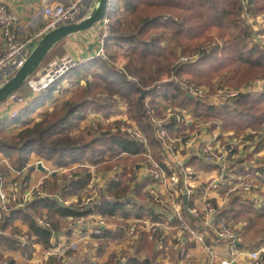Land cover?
I'll return each mask as SVG.
<instances>
[{
  "label": "trees",
  "instance_id": "1",
  "mask_svg": "<svg viewBox=\"0 0 264 264\" xmlns=\"http://www.w3.org/2000/svg\"><path fill=\"white\" fill-rule=\"evenodd\" d=\"M109 1L107 18L110 20V33L105 43L106 56L96 55L91 60L71 67L61 79L31 99L20 114L0 121V152L8 158L14 169L26 167L33 153L61 167L84 160L98 165L106 161L108 153H128L131 157L140 154L144 150L143 146L122 133L107 134L102 128L98 131L90 127L74 132L85 119L88 109L101 111L105 117H109L120 103L128 106L130 117L140 124L153 146L154 155L161 162L163 158L158 150L159 141L150 121L152 110L161 114L171 107L188 109L195 118L222 121L223 129H234L237 135L251 128L254 130L249 136L251 140L261 133L264 127V88L254 94L241 93L232 102L218 107L207 103L205 98L189 97L187 85L194 82L216 89L224 85L236 86L255 78L264 87V48L252 40L253 33L248 31L249 26L243 27L241 16L244 11L264 15V0ZM121 14L128 16L123 18ZM231 26H234V31L228 32ZM218 27L220 32L217 42L211 45L194 43L208 30ZM261 32L264 33V27ZM64 40L50 51L45 61L57 49L64 51ZM32 76L14 94L25 89ZM63 79L75 86V92L48 109L40 120H34L32 115L48 101L55 99L54 93L61 87ZM31 92L32 89L25 97ZM143 92L145 95L141 96ZM176 123L171 121L167 128L175 129ZM11 125L22 128L12 132ZM216 126L214 123L211 129ZM137 159L127 158L126 164L131 166ZM0 169L4 174L6 169L3 165ZM253 171L264 173V165L256 170L251 169ZM71 174V177L67 174L62 177L64 182L57 174L50 175L44 189L53 194L12 210L11 217L6 219L2 227L4 230L10 228L17 232L14 227L16 219L28 224V231L33 238L22 247L28 255L32 254L35 243L45 247L52 244L53 237L62 231L63 219L92 213L91 209L62 202L86 187L92 178L87 169ZM119 175L122 177L111 180L105 187L110 197L104 198L95 211L106 216L122 214L125 217L136 215L161 219L155 210L157 202L149 193L143 194L147 202L130 194L135 192L142 195V187L135 186L136 175L131 168L126 167ZM251 202L243 200L240 195L235 196L222 213L231 214L234 218L245 215L248 225L244 228L240 243L242 246L258 248L264 243V205L256 207ZM44 210L47 211L51 227L40 226L36 221V216L44 215ZM123 232L124 229L120 231L121 234ZM97 237L107 241L117 235L111 230H103ZM16 242L14 236L0 235V248L15 247ZM154 244V240L150 241L146 237L136 250L139 252L146 248L151 258L143 259L139 254H128L127 264H164L153 262ZM9 264L13 262L10 260Z\"/></svg>",
  "mask_w": 264,
  "mask_h": 264
},
{
  "label": "built area",
  "instance_id": "2",
  "mask_svg": "<svg viewBox=\"0 0 264 264\" xmlns=\"http://www.w3.org/2000/svg\"><path fill=\"white\" fill-rule=\"evenodd\" d=\"M43 3L42 25L33 32L30 38L25 39L24 41L20 39L18 32L19 24L21 22L20 15L8 4L0 2V76L6 75V72L9 69H18L21 64H23L30 51L35 47L33 46V43H31L32 41L38 43L47 32L62 24L77 22V18H82L85 14L84 12H86V3L84 0H71L69 3H55L50 0H43ZM259 28L260 27L257 29L254 28L252 32V40L258 42L260 46L264 48V33H262ZM109 33L110 20L105 17L104 20L100 22V29L97 35L99 48L96 55L106 56L105 43ZM83 61L85 60L72 59V56L70 55L62 57L61 60L51 66L54 68L47 72L49 73V78L44 80V83L38 81L31 84L34 91H43L50 84L61 79L67 70L71 67L77 66L79 63L82 64ZM256 84L261 86L260 82H257ZM256 88L257 86H254L251 90L254 91ZM242 91H244V89ZM189 93L193 95L194 98L214 99L216 101L215 103L219 104L220 102L222 104L227 102L231 97L237 96L238 91L219 90L217 94L212 95L210 88L204 86H190ZM12 97L10 99L14 100ZM168 113L167 121L161 118H154L152 121L156 132L155 137L162 145V154L165 158L163 162L152 158L149 147L150 141H148V137L144 131L134 126L129 129L123 128L124 131L129 133V136H127L128 139L136 141L143 146V154L147 156V159L144 162L145 167L151 168V166H153L151 173L147 178L151 179L154 183L149 187L150 192L148 193L156 202L160 203V206H156L155 208L156 214L161 216V220L165 214L164 216L168 223L173 219L178 220V227H180L181 230L190 231L192 235H197L193 227H191L189 222L186 221L185 212L183 210L185 197L188 196V213L204 227H212L213 225V229H215V239L213 241H225L230 249L229 257H224L223 259L218 260L213 249L214 245L212 243L205 245L207 251L210 252V257L206 264H241V260H244L245 264H262L264 261V245L254 250H240L237 242L240 238L241 231L230 226L224 218L218 221L213 220V217L218 214V209L212 201V198L208 195L209 191H218L226 186L229 188V191H241L240 195L245 200L254 201L256 205L264 203V197L261 196L260 188L255 186L252 182L247 181V178H249L248 175L235 173L245 159L240 145V139L229 138L226 133H223L222 137H220V134L214 131L208 139L196 147L195 139H193L192 136L195 134L200 135L203 130H209V126H205L203 123L198 125V128L195 129L196 132L189 137V135H187L189 132V125L196 121L194 119L190 120L187 116H184L181 113H176L172 109H169ZM17 114L16 111H13L10 115L15 116ZM173 117L176 118L172 121L177 122L175 131H179L180 128L182 129V126L186 128L183 134L170 135L167 125L171 123L170 121ZM120 122L122 123V121ZM118 126L122 129V126ZM194 149L196 151L192 152L193 157H197L202 162L204 161L207 164L214 166L218 174L210 181H206L199 186L201 189L196 188V186L193 185V182H196L195 180L198 178V173L193 166L188 164L189 162L187 161L189 158L187 157V154L186 156L183 155V152L186 153L189 152V150ZM39 164H42V162ZM42 165V167H44V164ZM85 165H88L90 168L91 166L92 168L97 166L92 163H84L83 166ZM244 165H247V163ZM248 166L246 167L247 170L250 169V166ZM141 169L143 168L139 167V170ZM25 170L26 169L24 168L19 171L21 173L20 177L18 180L13 181L9 187L3 181L0 182V235L5 233L2 227L6 219L11 217L12 210L25 207L29 202L37 198L47 197V195L49 196L50 194L44 191V187L46 186L44 183V180L46 179L45 176V178L43 177L40 181L39 185L31 186L30 181L25 176ZM88 171L91 174L93 183V181L96 180V177L94 175L92 176V169H88ZM122 171V169H117L114 173L118 176ZM50 172L51 170H48V173ZM67 176L71 177L72 174L68 173ZM108 176L111 177V174H108ZM115 178L116 177L112 180ZM62 180L64 182V179ZM237 181L238 183L233 186ZM106 184L107 183L104 184L102 181H99L98 187L93 189L85 199L84 197L82 198V196H78L71 199V201L66 200L65 204H73L79 208H82L83 206L92 208L99 206L102 204L104 198H108L105 192ZM41 185V190L45 193H42V191L37 192L40 190L39 188ZM158 186H166V193L159 191L157 188ZM88 187L92 188V184ZM85 191L87 192L89 190ZM102 215L91 214L87 220L85 215L79 218L70 216L69 227L73 230L72 235L65 237L63 240L53 242L50 246L46 247L47 249L44 254L45 259L53 258L55 262H61L63 261L62 259H65L66 257L67 260L74 259V252L81 249L80 241L84 238H80L79 235H81L80 230H83L84 226L90 230L92 234H96L97 236H100L103 233V230H105L104 228L107 226V219ZM36 221L40 226L46 228L51 227V221L47 216H36ZM156 222L159 223L158 221H151L146 217L136 216L135 218L129 219L124 225H121V228L126 231L127 237L131 240L130 244H133L134 240L137 237L142 236L145 233V230H147L146 232L149 233V239L153 240L156 238V244L158 247H163L164 235L158 233L159 228ZM142 226L144 229L141 228ZM13 236L17 240L16 246L18 247H23L30 243L33 238L29 232L17 231ZM200 236L199 238L203 239V237ZM182 254L185 258L184 264H199L197 260L187 255L185 251H183ZM125 258V255L119 257L118 263L116 264H121ZM0 264H9V261L7 262L0 257Z\"/></svg>",
  "mask_w": 264,
  "mask_h": 264
},
{
  "label": "crops",
  "instance_id": "3",
  "mask_svg": "<svg viewBox=\"0 0 264 264\" xmlns=\"http://www.w3.org/2000/svg\"><path fill=\"white\" fill-rule=\"evenodd\" d=\"M50 1L55 3H59V2L69 3V1L71 0H50ZM0 2L4 4H8L13 10H15L20 15L21 22L18 28L20 39L25 41V39L30 38L33 32L42 25L43 22L42 8L44 6L43 0H0ZM84 2L87 5V10H86L87 13L92 12L98 4L97 0H84ZM99 29H100V22L96 23L95 26L91 29L80 31L76 34L67 36L63 43L65 54L72 56V58H74L75 60L82 59L88 61L93 59L96 56V52L99 48L98 37H97ZM31 43H33V46L36 47L37 45L36 41H32ZM63 88H65L66 92L69 94L62 95L60 96L61 98L57 96L53 101H48L44 106L40 107L32 115V118L34 120L36 121L40 120L41 116H43L48 109H52L53 106L62 102L63 99L68 98L71 95V93L75 91V89L73 87H70L69 84L64 85ZM32 91L33 92H31L27 97H25L24 99H19V101L12 100L10 99L11 97H9V99L6 101L7 106L4 105L3 107L0 108V119L9 116V114L13 111H18L17 113L20 114L23 108L27 105V103L31 99L40 95V93L43 92V91L36 92L34 91L33 88ZM20 128L22 127L19 125H11L10 130L14 132L19 130ZM208 132H209L208 129L203 130V132L195 138L196 147H198L203 141L209 138ZM249 159H251L250 156ZM40 160L41 162H43L44 167L39 165ZM199 161L200 160L197 158L193 162L191 161L190 163L192 166L195 167V165L199 166L198 163ZM2 165L4 166V169H6V171L4 170L5 172L4 174L0 172V176H2L0 177V182L3 181L9 187L13 181L18 180L21 173L19 172L20 170L14 169L11 162H9L8 158L3 153L0 152V167ZM36 165H38L37 168ZM244 166L247 167L248 165H244ZM53 167L54 164L52 163V161L44 160L39 155L33 153L29 159L28 165L26 166L25 176L30 181L31 186H35L43 179L44 175H46V172L52 169ZM201 168H203V170ZM197 169L199 170L198 174L200 177L197 180H195L196 182H193V185L196 186V188L201 189V187L199 186H201L204 182H206L210 177L213 178L217 176V174H215L216 170L212 169L210 164L202 162V165L199 166ZM108 171L109 170L103 171V175H105ZM143 172L144 170L141 169L139 170L138 173V175L141 176L140 177L141 179H144L142 178L144 177ZM248 172L256 175V173L260 171H256V172L248 171ZM110 174H112V172ZM262 186L264 187V183L262 184ZM157 188L162 193H166L167 190L166 186H158ZM222 193H226L227 195L221 197ZM208 195L212 198V201L217 205V209H219L218 214L215 217H213V220L218 221L224 218L226 219V221H228L230 226L232 225V227L233 225L242 222V221H238L234 223L236 219H234L231 216V214L225 215L222 213L224 207L230 206L231 202L234 199L233 196L234 197L239 196L238 193L236 194L233 191H229L227 187L224 186L222 187V189L218 191L216 190L209 191ZM71 196L72 198L77 197V195L75 194ZM223 198L225 199L227 198V199L225 200V204L222 205V203L224 202ZM241 198L243 197L241 196ZM245 201L249 203L251 202L248 200ZM46 212L47 211L44 210L43 213ZM184 212H185L186 221H188L190 226L193 227L197 235H192L190 231L181 230L180 227H178L179 222L176 219L170 220L169 223L164 221V219L163 220L158 219L157 221L159 222L158 225L159 234L164 235V247H158V245L154 241L155 242L154 245H156L155 254L152 259L154 263L184 264L185 258L182 253L183 251H185L187 255L197 260L199 264H206L207 261L209 260L210 252L207 251L205 245L210 243L214 245L213 249L214 252L216 253L215 255L217 256L218 260L230 256V249L225 241H218V242L213 241L215 239V229H213L214 228L213 225L212 227H206V226L204 227L200 225L197 222V220L188 213V211L184 210ZM123 217L124 215L121 216L120 214L114 216H108V218L115 220V223L109 224L108 223L109 220L107 219V226L104 229L115 232L117 237L110 238L107 241H104V238H98L96 234H92V232L84 226L83 230H80L81 235H79L80 238L82 239L84 238L82 241H80L81 249L78 250L76 253H74V259L70 262L56 263L52 259L46 260L44 254L47 248L39 243H35L33 245L34 250L31 255L25 253L22 247H18V246L15 247L3 246L0 248V255L1 257H6L9 261L11 260L13 264H116L118 263V258L121 257V255L126 256L128 254L131 255L139 254L143 259L151 258L152 255L149 254V251L146 248H143L139 252H137L136 250V248L138 247L137 245L140 244L143 240H145L146 237L148 240H150L147 234L145 235L144 233L143 236L137 237L134 240L133 244H130L131 240L128 241L129 238L126 239L127 237L125 236V232H123L122 234L120 233V231L122 230L121 225L125 223ZM68 218L62 220V224H63V227L61 229L62 231L60 232V234L53 237L52 243L63 240L65 239V237L72 235L73 230L68 226L69 223ZM154 220L156 219L154 218ZM242 226H243L242 228L240 226L241 229L239 228V230H241V235L237 242L239 249L240 250L257 249V248L246 247L241 245L240 240L243 237L242 234L245 225ZM14 227H16V231L18 232H29L28 224L24 222L22 219H16L14 222ZM146 231L147 230H145V232ZM4 232H5L4 235L7 236H13V234L15 233V231H11L10 228H7L6 230H4ZM199 236L203 237V239H200ZM263 245L264 243L261 246ZM240 263L245 264V261L241 260ZM262 264H264V262Z\"/></svg>",
  "mask_w": 264,
  "mask_h": 264
},
{
  "label": "rangeland",
  "instance_id": "4",
  "mask_svg": "<svg viewBox=\"0 0 264 264\" xmlns=\"http://www.w3.org/2000/svg\"><path fill=\"white\" fill-rule=\"evenodd\" d=\"M85 10H87V5H86V9ZM85 14H84V16H87L88 14H90V13H87V12H84ZM83 16V17H84ZM121 16L123 17V18H125V17H127L128 15L127 14H121ZM242 18H243V22H242V25H243V27H246V26H249L250 28L248 29V31H252L253 32V30H254V28L255 29H257L258 27H260L259 29H261V28H263L264 27V15L263 14H261V13H256V14H254L253 12L251 13V12H249V11H247V12H243L242 13ZM82 17V18H83ZM81 18H77V20H80ZM259 22H258V21ZM232 31H234V26H231L229 29H228V32H232ZM220 32V28L218 27V28H213V29H210V30H208L206 33H205V35H203V36H200V38H198V39H196V40H194V43L195 44H197V45H200V44H202V45H211V44H214V42H217L218 41V37H219V33ZM230 34V33H229ZM39 43V42H38ZM37 43V44H38ZM32 51V50H31ZM30 51V52H31ZM64 56H67L66 54H65V52L64 51H60V50H56L54 53H53V55L51 54V56L49 57V59L47 60V61H45L41 66H40V68H39V70H37L36 72H35V74H33V76L30 78V82H29V84H28V86H26V88L25 89H23L22 91H20L19 93H17V94H14L13 95V97L12 98H14V100H17V101H19V99H24L25 98V96L27 95V93H29L30 92V90L33 88L32 87V83L33 82H38V81H40V82H42V83H44V80H46L47 78H49V73H47L48 71H51V69L52 68H54V67H51L52 65H54V64H56L59 60H61V58L62 57H64ZM73 59V58H72ZM83 62H86V61H83ZM124 61H122L121 63H123ZM79 64H81V63H79ZM78 66V65H77ZM120 66V65H119ZM13 70V69H12ZM11 69H9V70H7V72H6V75H1L0 76V85L3 83V82H5L6 80H8L9 79V77L12 75V73H13V71H12ZM2 77V78H1ZM257 79V78H256ZM215 83H217V81H214ZM257 82H260V85L261 86H258L256 83ZM66 84H69L70 85V87H73L74 89H75V86L74 85H71L70 83H69V80H67V79H63V81L61 82V87H59L58 89H57V91L54 93V97H57V96H62V95H67V94H69V93H67L66 92V89L65 88H63L64 87V85H66ZM31 85V86H30ZM189 86V87H188ZM190 86H197V87H201V86H204V87H207V88H210V91L212 92V95H215V94H217L218 92H219V90H230V91H234V92H237L238 91V94H237V96H235V97H231L227 102H232L234 99H236L239 95H241V93H250V92H252L253 94L256 92H261L262 90H263V85H262V83H261V81L260 80H255V78L254 79H250L249 81H244V82H242L241 84H239V85H236V86H231V85H224V86H219V87H217L216 89H213V88H211V86H209V85H206V84H201V85H197L196 83H189L188 85H187V89L190 91ZM254 86H257V88L254 90V91H252L251 89L252 88H254ZM244 89V91H242ZM187 90V93H189V91ZM70 91V90H69ZM241 91V92H240ZM75 91H73L72 93H71V95L74 93ZM190 94V93H189ZM70 95V96H71ZM191 95V94H190ZM69 96V97H70ZM193 96V95H192ZM61 98V97H60ZM204 100H206V102L207 103H213V104H216L218 107H220L221 105H224V103H220L219 102V104H217V103H215L216 101L214 100V99H207V98H205ZM226 103V102H225ZM4 105H6L7 106V102L6 103H2L1 105H0V108L1 107H3ZM169 109H172L174 112H176V113H181V114H183L184 116H187L190 120H192V119H194L196 122H193V123H191L190 125H189V132L187 133V135H189V137H191L195 132H196V130L195 129H197L198 128V125H201L202 123L205 125V126H209V136L210 135H212L213 133H214V131H216L217 133H219L220 134V137H222V135H223V133H226V134H228V137L229 138H239L240 139V145H241V148H242V151H243V155L245 156V159L242 161V163H241V165L239 166V169L238 170H236L235 171V173H237V174H243V175H248V177L249 178H247V181H250V182H252L255 186H257V187H259L260 188V193H261V196L262 197H264V187L262 186V184H263V181H261V180H264L263 178H262V176H264V173H262V172H258V173H256V175H254L253 173H250V172H248V171H251V170H247V171H245V169H246V166H244V164L245 163H247V165H249V166H252V167H250V169H254V170H256V168H258V166H263L264 165V127H263V130L261 131V133L260 134H258V135H256L255 136V139L254 140H251V138H249V136H250V134L251 133H253V131L254 130H252L251 128H249V129H247L246 131H244V132H241L240 134H236L235 133V130L234 129H223V127H222V124H221V122L222 121H219L218 119H216V118H195V116H193V114L188 110V109H183V108H180V107H176V108H173V107H171V108H169ZM169 109H167L166 111L165 110H163L162 112H161V114L160 113H157L155 110H152L151 111V115H150V121L152 122L153 121V119L154 118H161V119H163V120H165V121H167L168 120V117H167V115L169 114L168 112H169ZM16 112H18V111H16ZM11 114V113H10ZM9 114V116H6L5 118H1L0 119V121L1 120H3V119H6V118H8V119H10V117L12 116V117H15V116H17V115H15V116H13V115H10ZM41 116V115H40ZM41 118H42V116H41ZM175 118L176 117H173L172 119H171V121L172 120H175ZM116 120H120V121H122V123L120 122H118V123H116L115 121ZM170 121V122H171ZM214 123H216V128H214V129H211V126L214 124ZM80 127L79 128H77L76 130H74V132H78L79 130H83L84 128H85V130L86 129H88L89 127L90 128H93L94 130H98V131H100V129L102 128L103 129V131L104 132H106L107 134H115V133H117V132H119V133H122V134H124L125 136H129V133L128 132H126V131H124L123 130V128H125V129H129V128H132V126H134V127H137V128H140V130H142L143 131V129H142V127L140 126V124L137 122V120L134 118V117H130V115H129V113H128V106H126L124 103H120L119 104V108H115V110H114V113L112 114V115H110L109 117H105V115L101 112V111H94V110H92V109H88V111H87V113H86V117H85V119H83L81 122H80ZM118 125H120V126H122V129L121 128H119V126ZM176 129H173V130H169L168 129V131L170 132V135L171 136H173V135H181V134H183L184 133V131L186 130V128H184V126H182V129L180 130L179 129V131H175ZM126 132V133H125ZM187 132V131H186ZM146 134V133H145ZM154 134H155V136H156V132H154ZM147 136V135H146ZM198 135H193L192 136V138L193 139H195L196 137H197ZM149 147H150V153H151V155H152V158L154 159V160H156L157 158H156V156L154 155V149H153V146L151 145V143H150V145H149ZM158 149V148H157ZM158 150H160V153H161V156H162V158H163V161L165 160V158H164V155L162 154L163 153V149H162V145L160 144V142H159V149ZM196 150L194 149V150H189V152H184L183 153V155L184 156H186V154H187V157L189 158L188 159V161L187 162H189L188 164L189 165H191V161L193 162L195 159H197V157H193V155H192V152H195ZM109 156H113V157H111V159H107V158H109ZM249 156H250V158H251V156H252V158L251 159H249ZM133 157H137L138 159L136 160V161H134L133 162V164L131 165V166H128L127 164H126V160L125 159H127V158H133ZM133 157H131L130 155H128V153H121V154H117L116 153V155H112V154H106V156H105V159H106V161H103V162H100L95 168H92V166H91V168L88 166V165H85V166H83V164L84 163H90L91 164V162L90 161H88V160H84V161H82L81 163H72V164H70V165H65V166H63V167H61V166H58V165H55L54 164V167L52 168V169H50L51 170V175H53V174H58V176L61 178V179H63L62 177L65 175V174H68V173H72V172H81L82 170H88V169H92V176L94 175L95 177H96V180H94L93 181V183H92V178H91V181L89 182V184L85 187V188H82V190H80V191H78L75 195H77V197L78 196H82V198L84 197V199L88 196V194L93 190V189H96L97 187H98V182L99 181H102V183H107L106 184V186L108 185V183L114 178V177H116V178H121L122 176L121 175H119V176H116L115 175V173H114V171L116 172V170L117 169H122L123 171H125V169H126V167H129V168H131V170L135 173V175H136V184H135V186H140V187H142L141 188V193H142V195H139L138 193H133V192H131L130 194L131 195H133V196H135L136 197V199L138 198L140 201L142 200V202L145 200V198H143L144 196H143V194H146V193H148V192H150V188L149 187H151V185H153L154 183L152 182V180L151 179H149V178H147L148 177V175L151 173V169L153 168V166H151V168H147V167H145V165H144V162H145V160L147 159V156L145 155V154H143V151L140 153V154H135ZM158 160V159H157ZM159 161V160H158ZM162 161V162H163ZM40 162H41V160H40ZM161 162V161H160ZM204 162V161H203ZM199 166H201L202 165V161L200 160L199 162ZM204 163H206V162H204ZM251 163V164H250ZM42 164H43V162H42ZM42 164H39V165H42ZM93 164V163H92ZM107 165H109V166H107ZM43 166V165H42ZM192 166V165H191ZM199 166H196L195 165V170H196V172L198 173V167ZM211 166V168L212 169H215L214 168V166H212V165H210ZM38 167V165H36V168ZM110 167V169H107V168H109ZM139 167H142L143 168V170H144V172H143V176L144 177H142V178H144V179H141L140 177L141 176H139L138 175V173H139ZM25 169H26V167H24ZM23 168V169H24ZM63 168H64V170H63ZM202 170H203V168H201ZM58 170H60V171H58ZM105 170H109L105 175H103V171H105ZM58 171V172H57ZM0 172H1V169H0ZM112 172V174H111V177H109L108 176V174H110ZM2 173V172H1ZM50 173H48V171L46 172V175H48V176H46V175H44L45 177H46V179L44 180V183H46V180L49 178V174ZM215 174H217V171H216V173ZM218 175V174H217ZM0 177H2V176H0ZM44 177V178H45ZM200 176H199V174H198V178H199ZM115 178V179H116ZM197 178V179H198ZM212 178L210 177L207 181H210ZM40 183V182H39ZM39 183H38V185H39ZM43 183V184H44ZM238 183V181L237 182H235L234 184H233V186L235 185V184H237ZM42 184V185H43ZM90 184H92V188H89L88 186L90 185ZM42 185L40 186V190L39 191H37V192H40V191H42L41 190V187H42ZM232 186V185H231ZM230 186V187H231ZM262 187H263V189H262ZM89 190V191H85V190ZM227 189L229 190V188L227 187ZM262 189V190H261ZM49 190V189H48ZM46 193L48 192L47 191V189H45L44 190ZM44 191H42V193H45ZM233 192H235L236 194L238 193V195H240L241 194V191L239 192V191H233ZM23 193V192H22ZM32 193V192H31ZM50 193V192H49ZM51 194H53V193H50V195ZM107 194V196L108 197H110V194L109 193H106ZM225 195H227L226 193H222L221 194V197H223V196H225ZM230 195H232V194H230ZM74 198H76V197H74ZM74 198H72V196L70 195V196H68L67 198H65L64 200H62V202H65L66 200L67 201H71V199H74ZM233 198H234V196H233ZM224 199V202L222 203V205L223 204H225V200L227 199H225V198H223ZM243 200H245L244 198H242ZM145 202H147V200H145ZM253 203H254V201H253ZM258 203V202H257ZM255 204V203H254ZM216 205V204H215ZM221 205V206H222ZM256 205V204H255ZM264 205V203L263 204H260V205H256V207L257 206H263ZM160 206V203L159 202H157V207H159ZM220 206V207H221ZM84 208H87V209H91L92 210V212L93 213H89L88 215H85V217H86V219L89 217V215H91V214H101L100 212H97V211H95V207H87V206H83ZM216 207H217V205H216ZM225 208V207H224ZM223 208V209H224ZM219 210V209H218ZM102 215V214H101ZM121 216H123L122 214H120ZM37 216H42V215H37ZM44 216H47L48 217V214L47 213H44ZM103 217H105L106 219H108L109 221H108V223L109 224H112V223H115V220H113V219H111V218H108V216H106V215H102ZM136 217V215L135 216H130V217H123V219H124V222L126 223L129 219H131V218H135ZM146 218H148L149 220H153V221H157L158 219H156V220H154V217H148V216H146ZM163 219H164V221H166V217L164 216V217H162ZM234 218V217H233ZM162 219V220H163ZM234 219H236V221H234V223H236V222H238V221H242V222H240V223H238V224H235V225H233V227H235L236 229H239L240 228V226L241 227H243L242 225H248V218L247 217H245V215H241L239 218L237 217V218H234ZM68 221H70V218H68ZM244 221V222H243ZM228 222V221H227ZM125 223H123L122 225H124ZM157 223V222H156ZM242 223V224H241ZM158 225H159V223H157ZM157 225V226H158ZM68 226H69V223H68ZM232 226V225H231ZM70 228V227H69ZM142 229H144V227L142 226L141 227ZM125 232V236L127 237V234H126V231H124ZM159 233V232H158ZM145 234H147L148 235V237H149V233H147V232H145ZM71 236V235H70ZM126 239H128V237L126 238ZM130 239H128V241H129ZM151 240V239H150ZM155 242H156V238H154L153 239ZM152 240V241H153ZM164 247V246H163ZM252 250H254V249H252ZM77 251H75L74 253H76ZM121 256H123V255H121ZM1 257V256H0ZM2 259H5L7 262L9 261L6 257H1ZM67 258V257H66ZM62 259L63 261H61V262H56V263H66V262H70V261H72V260H67V259ZM48 259H52L53 260V258H48ZM47 259V260H48ZM124 260H126V258L124 259ZM123 260V261H124ZM263 260H264V258H263ZM123 261L121 262V264L123 263ZM264 262V261H263Z\"/></svg>",
  "mask_w": 264,
  "mask_h": 264
},
{
  "label": "water",
  "instance_id": "5",
  "mask_svg": "<svg viewBox=\"0 0 264 264\" xmlns=\"http://www.w3.org/2000/svg\"><path fill=\"white\" fill-rule=\"evenodd\" d=\"M98 4L95 9L84 16L77 22L62 24L59 27L47 32L43 35L39 43L32 49L28 54L26 60L21 66L15 71L14 75L0 85V104L4 103L12 96L16 90L21 88L30 76L43 64L47 55L50 51L58 44L61 40L67 36L76 34L80 31L91 29L96 23L101 22L107 17L109 0H97ZM145 92L141 96H144ZM189 97L194 96L187 94ZM42 166V165H41ZM188 196L185 197L184 210H187ZM122 264H127V260H124Z\"/></svg>",
  "mask_w": 264,
  "mask_h": 264
}]
</instances>
